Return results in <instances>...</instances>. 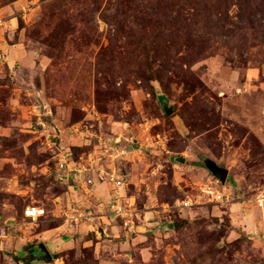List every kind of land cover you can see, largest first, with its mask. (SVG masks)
<instances>
[{"label":"rangeland","instance_id":"rangeland-1","mask_svg":"<svg viewBox=\"0 0 264 264\" xmlns=\"http://www.w3.org/2000/svg\"><path fill=\"white\" fill-rule=\"evenodd\" d=\"M0 264H264V0H0Z\"/></svg>","mask_w":264,"mask_h":264},{"label":"built area","instance_id":"built-area-1","mask_svg":"<svg viewBox=\"0 0 264 264\" xmlns=\"http://www.w3.org/2000/svg\"><path fill=\"white\" fill-rule=\"evenodd\" d=\"M73 172H74V169L68 164L66 157L62 155L59 160V166H58L56 176L61 181L63 180L64 182H66V184H69L71 181ZM103 174L104 173H101L100 175L101 178L106 177L112 183V186H113L114 203H115L114 208H115L116 215L121 218L128 217L130 213H132L134 210L133 209L134 203L124 204L122 202L123 197L121 195V190L124 187V182L121 179V176H117L116 173L114 172L107 173L106 175L105 174L103 175ZM92 182L93 181L91 179L86 182L87 191L90 190L89 185L92 184ZM210 193L213 194V192H210ZM215 198L220 202H223V203L225 202V199H223L222 195H217L215 196ZM45 212H46V209L39 205H30L26 207L24 214L26 218L32 219L33 221H35L43 217L45 215ZM85 217L86 215L84 213H78V214L73 213L72 215L69 216L68 221L80 222Z\"/></svg>","mask_w":264,"mask_h":264},{"label":"water","instance_id":"water-1","mask_svg":"<svg viewBox=\"0 0 264 264\" xmlns=\"http://www.w3.org/2000/svg\"><path fill=\"white\" fill-rule=\"evenodd\" d=\"M181 162H184V159L180 160ZM210 170L213 172L214 176L219 178L222 182H226L227 176H228V171L224 170L222 168H219L218 165L213 163L210 167ZM38 249L41 252L42 255H40V259H43L45 261H52L53 258L48 250V248L45 246L43 243L38 244Z\"/></svg>","mask_w":264,"mask_h":264},{"label":"flooded vegetation","instance_id":"flooded-vegetation-1","mask_svg":"<svg viewBox=\"0 0 264 264\" xmlns=\"http://www.w3.org/2000/svg\"><path fill=\"white\" fill-rule=\"evenodd\" d=\"M42 255V254H41Z\"/></svg>","mask_w":264,"mask_h":264}]
</instances>
